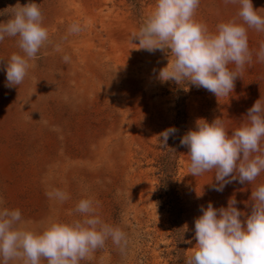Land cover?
<instances>
[{
	"label": "rangeland",
	"instance_id": "374dc122",
	"mask_svg": "<svg viewBox=\"0 0 264 264\" xmlns=\"http://www.w3.org/2000/svg\"><path fill=\"white\" fill-rule=\"evenodd\" d=\"M28 2L0 0V11ZM35 2L51 43L29 61L19 86H7L5 70L6 60L20 51L16 38L0 42V199L36 229L51 218H79L74 209L82 198L99 201L100 218L121 227L128 244L122 253L109 239L80 264H184L196 244L201 207H227L235 197L248 214L252 189L264 183L262 172L251 185L237 180L217 192L214 173L186 174L188 149L180 143L200 118L222 119L230 134L257 99L264 101V63L255 56L264 33L248 30L253 63L229 97L217 98L190 84L162 82L167 53L135 48L131 35L155 0ZM252 4L264 15V0ZM237 11L224 0H200L196 19L214 30ZM8 18L0 15V22ZM73 23L81 27L77 34L68 31ZM169 127L177 132L165 146L157 136ZM53 189L70 198H49Z\"/></svg>",
	"mask_w": 264,
	"mask_h": 264
},
{
	"label": "clouds",
	"instance_id": "9594fccd",
	"mask_svg": "<svg viewBox=\"0 0 264 264\" xmlns=\"http://www.w3.org/2000/svg\"><path fill=\"white\" fill-rule=\"evenodd\" d=\"M224 4L238 5L236 16L210 30L196 19L200 0H155L154 8L131 40L138 41L137 50L167 53L168 63L159 70L162 82L190 84L217 98L229 97L245 66L253 63L248 30L264 33V15L254 9L252 0H224ZM0 15L9 17L0 22V42L6 37L16 38L20 50L6 60L7 86H19L28 73L29 61L37 59L40 49L51 43L49 32L35 0L25 5L17 3L0 11ZM68 31L77 34L81 27L73 23ZM255 56L264 63V42ZM62 59L70 61L68 55ZM241 121L229 134L220 118L211 122L198 119L180 139L188 149L186 174L197 177L214 173L217 192L237 180L253 184L264 172V101L257 99ZM176 132V128L169 127L157 139L167 146ZM47 195L61 203L70 198L60 189ZM251 201L248 214L236 207L235 197L229 198L227 207L217 209L211 202L202 206L201 215L194 220L196 244L184 264H264V183L252 189ZM98 207L99 201L82 198L74 209L79 218H51L36 229L23 220L20 209L7 207L0 199V264H80L90 260L109 239L123 253L128 244L126 232L104 222Z\"/></svg>",
	"mask_w": 264,
	"mask_h": 264
}]
</instances>
